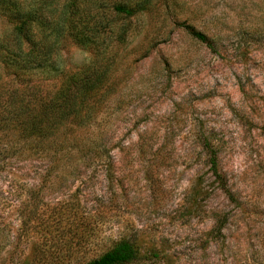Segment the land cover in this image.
Masks as SVG:
<instances>
[{
  "label": "rangeland",
  "instance_id": "1",
  "mask_svg": "<svg viewBox=\"0 0 264 264\" xmlns=\"http://www.w3.org/2000/svg\"><path fill=\"white\" fill-rule=\"evenodd\" d=\"M13 4L31 20L24 41L0 8V264H82L122 239L129 264H264V0ZM81 79L91 104L34 127Z\"/></svg>",
  "mask_w": 264,
  "mask_h": 264
},
{
  "label": "trees",
  "instance_id": "2",
  "mask_svg": "<svg viewBox=\"0 0 264 264\" xmlns=\"http://www.w3.org/2000/svg\"><path fill=\"white\" fill-rule=\"evenodd\" d=\"M13 6V0H0V8L6 15L7 20L12 24V30L25 41L30 25L31 13L28 9L23 10L20 15V20L16 21V14L14 13ZM113 10L126 15L133 13V9L118 4L113 6ZM189 32L198 40L207 42L206 36L202 32L193 29H190ZM18 68L21 69L22 67L19 66ZM81 80L74 81V87L69 89L68 92L56 91L52 98L45 99L38 109V112L32 117L33 126L41 131H44L46 128L48 131L54 132L60 124L69 120L70 116L75 114L79 102L90 105L91 96L92 94L94 95V92L91 91L92 94L89 95L91 92H86V88L89 89L91 84L94 83H89L87 81L89 79ZM41 126H43L44 129H40ZM201 145L207 152L206 162L210 173L224 186V176L218 170L216 157L214 153L211 152L208 142L205 140ZM139 256L140 252L138 248L130 241L122 239L116 242L111 248L94 258L84 261L82 264H129L136 261Z\"/></svg>",
  "mask_w": 264,
  "mask_h": 264
}]
</instances>
